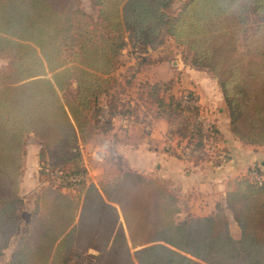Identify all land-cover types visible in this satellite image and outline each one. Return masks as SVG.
Masks as SVG:
<instances>
[{
	"label": "trees",
	"instance_id": "16d2710c",
	"mask_svg": "<svg viewBox=\"0 0 264 264\" xmlns=\"http://www.w3.org/2000/svg\"><path fill=\"white\" fill-rule=\"evenodd\" d=\"M89 1L91 14L80 0H0V57H8L0 68V251L19 219L28 133L44 142L50 172H60L34 193L31 227L4 264H70L90 249L93 264H264V180L250 176L264 170L248 168L212 214L178 220L177 197L163 180L123 169L95 184L74 151L125 113L114 75L122 50L150 62L147 47L163 36L185 45L191 64L217 81L230 134L264 146V0H188L176 14L166 11L173 0ZM161 91L154 83L149 96L168 134L190 139L201 158L198 96L187 92L186 103L184 94ZM208 135L220 136L214 122Z\"/></svg>",
	"mask_w": 264,
	"mask_h": 264
},
{
	"label": "crops",
	"instance_id": "0c3cea01",
	"mask_svg": "<svg viewBox=\"0 0 264 264\" xmlns=\"http://www.w3.org/2000/svg\"><path fill=\"white\" fill-rule=\"evenodd\" d=\"M129 51V46L122 50V64L116 68L114 75L121 83V91L118 94L119 101L126 102V107H130V111L116 114L109 130L95 129L89 140L84 142L86 150L90 151L103 138L111 139V146L113 143L116 148L120 147L119 158L122 159L123 167L126 165L127 169L139 172L144 176L158 178L167 183L168 189L175 194L178 200L180 207L177 215L178 220L212 214L217 205H226V193L233 189L235 181L242 176L244 171L252 166L264 170V146L244 144L236 140L226 128L227 132L226 134L223 132L225 137L222 134L224 138L221 142L227 151L232 152V154L227 153L229 157L231 156L227 163L218 165L208 162H192L193 164H190L187 159H182L176 151H170L165 136L168 127L167 121L158 115L153 106L148 105L140 97L143 95L140 91V83L134 82L137 74L127 76L124 73L125 70H122L123 68H126V71L127 69L132 70L140 61V57H135L134 54L128 53ZM147 51V53H151L152 48L148 46ZM148 59L142 61L147 63ZM4 62L5 60H3ZM5 65L0 64V68ZM136 70L138 72L141 68ZM74 87L75 83L70 85L68 93L74 92ZM219 93L221 95L218 102L220 108L216 115L219 117L222 113L223 121L221 124L217 117V120L213 122L221 134L223 127L225 125L228 127V117L224 109L222 93ZM199 103L201 104L200 100ZM144 104L148 106H144ZM112 151L114 150L112 149ZM45 154L44 142L33 133H28L21 152L22 168L18 190L21 204L17 209L19 219L16 231L0 251V258L4 257L2 264L11 258L18 249L19 241L31 227L34 193L48 183L51 173L47 168L48 160ZM107 156L102 162L93 161L87 155L82 158L89 177L95 184L101 180L116 177L125 169H122L118 163L113 164L115 158L109 161ZM225 213L229 225H234L238 234L230 210L225 209Z\"/></svg>",
	"mask_w": 264,
	"mask_h": 264
},
{
	"label": "rangeland",
	"instance_id": "374dc122",
	"mask_svg": "<svg viewBox=\"0 0 264 264\" xmlns=\"http://www.w3.org/2000/svg\"><path fill=\"white\" fill-rule=\"evenodd\" d=\"M188 0H173L170 6L166 9L169 13L176 14L180 11L181 7L187 2ZM80 6L87 12V13H93L94 10L91 7V4L89 0H80ZM164 43L160 44L158 46L150 45V48H152L151 53H147L146 55H151L150 62L144 63V61L140 60L138 61L137 65L134 69L126 71V68H123L122 70H125L124 73L127 76H131L134 73L137 74L136 79L134 82L140 83L139 87H141L142 91V100L144 102H147L148 105L153 106L155 108L154 110H157L156 104L151 101L149 92L151 87L154 83H159L161 85L162 91L161 94L165 96V98H168L170 95H173L175 97L180 96L181 94H186L187 92H193L195 95L198 96L201 104H200V112L199 115L202 120L206 122H213L214 120H217L218 115L216 113L218 112V109L220 108V105L218 104L220 100V87L217 84V81L212 77V75L208 72V70L204 68H198L191 64L190 62V51L185 45H176L174 41L169 38L168 36H163ZM164 44L167 45V50L164 51ZM239 46L240 48L245 47V39L240 38L239 40ZM155 47V48H154ZM154 49V50H153ZM166 55L165 60H160L162 56ZM3 60L5 62L3 63ZM8 62L7 56L0 57V64H6ZM5 65V66H6ZM3 68V67H2ZM140 71L137 72L136 69H140ZM126 76V77H127ZM133 87V86H131ZM164 88L166 91H163ZM220 90V91H219ZM119 106H121L122 111H130V107H126V102L123 103V101L118 102ZM144 104V106H148ZM221 112V111H219ZM219 122L222 124V113H220L218 117ZM121 128V126H119ZM228 127L226 125L223 127V131L221 134L225 137L224 133L226 134V130ZM169 126L167 127V130L165 131V136L167 137L166 141L168 142L170 148V151H176L182 159H187L190 164H193L192 162L197 163H212L215 164L218 159L216 157H213L214 154L218 153L216 150H222L224 149V144L221 142L223 136H219L216 143V149L210 148L209 150L205 151V154L200 158H197V156L192 155L189 157H185L182 153V148L179 146L184 144L188 146L187 143L192 144L190 139H184L180 138L179 136L175 134H168ZM221 132V131H220ZM224 132V133H223ZM170 140V141H169ZM193 145V144H192ZM189 147V146H188ZM112 149L114 151H112ZM110 154L107 156V159L110 161L111 159L114 160L113 164H117L119 166H122L123 162L120 157V147L116 148V146H111V139H110ZM224 151V150H223ZM227 150H225L226 152ZM228 150V154H232V152ZM117 152V155H116ZM111 156V157H110ZM231 157V156H230ZM229 157V158H230ZM110 158V159H109ZM196 159V160H195ZM200 159L199 161H197ZM109 164V163H108ZM125 167L122 166V169H127L126 165ZM251 168V167H249ZM245 170V169H244ZM248 174V170L244 171L241 175ZM148 177V176H145ZM152 178V177H148ZM25 216V215H24ZM230 231L232 235L236 236L237 231L234 225L230 226ZM96 254V251L94 249H90L85 254L81 255L78 258H74L70 264H93L94 263V255ZM4 262V257L0 258V264Z\"/></svg>",
	"mask_w": 264,
	"mask_h": 264
},
{
	"label": "built area",
	"instance_id": "2783aa9c",
	"mask_svg": "<svg viewBox=\"0 0 264 264\" xmlns=\"http://www.w3.org/2000/svg\"><path fill=\"white\" fill-rule=\"evenodd\" d=\"M184 102H188L187 97L184 95ZM107 117V111H104L103 115L101 116V119L103 120L104 118ZM114 117H112L113 119ZM198 119L200 121V125H201V132H202V143L204 144V150L207 151L210 148L212 149H216V141H214L211 136L208 135V131H210L211 129V124L210 122H206L204 120L201 119L200 116H198ZM188 146L186 145H181L179 146L180 148H182V153L185 157H189L192 155H196L199 150L197 148H195L192 144L187 143ZM109 147H110V140L109 138H103L101 139L90 151L86 150V147L84 145V143L79 144L77 146V148L74 149V151H76L79 156L81 158L85 157L87 155V157H89L91 160L96 161V162H102L105 160L106 156L108 155L109 152ZM211 150V149H210ZM218 151V153L214 154L213 157H216L219 161V163L224 164L227 163L230 158L228 156V154L223 151V150H216ZM52 174L56 175L57 177H59L60 172L57 170H54L51 172ZM250 176L254 179L257 180L258 182H262V180H264V172H252L250 174ZM80 179V176H73V175H68L66 176V180L69 181H78Z\"/></svg>",
	"mask_w": 264,
	"mask_h": 264
}]
</instances>
